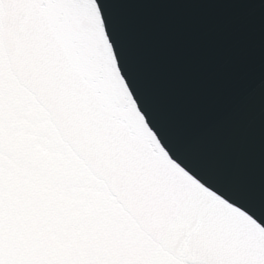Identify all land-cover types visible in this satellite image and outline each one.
Here are the masks:
<instances>
[{"label": "water", "instance_id": "obj_1", "mask_svg": "<svg viewBox=\"0 0 264 264\" xmlns=\"http://www.w3.org/2000/svg\"><path fill=\"white\" fill-rule=\"evenodd\" d=\"M98 19L121 72L98 44ZM8 23L13 70L33 99L28 115L40 113L35 126L25 122L39 196L78 208L72 191H85L91 175L170 254L264 264V235L237 209H210V193L168 178L163 156L264 225V0H61L50 13L12 10ZM61 145L83 172L64 167ZM173 209L190 222L166 219Z\"/></svg>", "mask_w": 264, "mask_h": 264}, {"label": "snow or ice", "instance_id": "obj_2", "mask_svg": "<svg viewBox=\"0 0 264 264\" xmlns=\"http://www.w3.org/2000/svg\"><path fill=\"white\" fill-rule=\"evenodd\" d=\"M60 3L61 0H0V264H192L185 257L170 254L173 247L147 231L102 179L88 175L87 189L72 191L73 198L79 201L78 208L62 206L37 194L35 186L41 182L35 163L38 157L31 151L32 130L25 122L31 120L35 126L40 113L37 108L35 115H28L33 99L13 70L8 17L19 8L50 13ZM92 9L94 12V5ZM96 23L97 41L106 61L116 64V70L121 72L104 19ZM120 78L129 87L122 74ZM141 115L146 118L143 112ZM60 150L67 156L66 169L84 171L72 151L63 145ZM163 156L168 178L183 177L186 186L199 193H210V209H237L255 235H264V225L255 217L206 187L173 160L169 152L165 151ZM145 164L150 166L151 161L145 160ZM169 188L162 184L163 191ZM165 218L190 222L188 214L176 209ZM182 240L174 247H181Z\"/></svg>", "mask_w": 264, "mask_h": 264}]
</instances>
